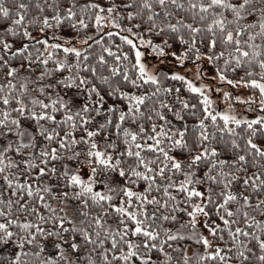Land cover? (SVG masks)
Segmentation results:
<instances>
[{"label": "snow or ice", "instance_id": "1", "mask_svg": "<svg viewBox=\"0 0 264 264\" xmlns=\"http://www.w3.org/2000/svg\"><path fill=\"white\" fill-rule=\"evenodd\" d=\"M0 264H264V0H0Z\"/></svg>", "mask_w": 264, "mask_h": 264}, {"label": "rangeland", "instance_id": "2", "mask_svg": "<svg viewBox=\"0 0 264 264\" xmlns=\"http://www.w3.org/2000/svg\"><path fill=\"white\" fill-rule=\"evenodd\" d=\"M105 30H108V29H105ZM142 50H143V48H142ZM149 58L151 59V57H149ZM152 62L155 63L154 60ZM172 62H173L172 59L169 58L168 63L165 64V68L170 67L171 64H172ZM177 67H178V70L184 71L183 68H179V66H177ZM211 67L212 66H209V65H207L205 63V68H207L209 70V73L211 72ZM189 75L191 76V73H189ZM204 82L205 83H209L210 81L207 78H205ZM216 87L221 88L222 91H224V90L230 91L233 94H244V93H247L248 92V89H246L244 87H237L235 85H228L227 83L216 84ZM212 95H213V99L215 100V99H218V97H219L220 94H218L215 91H213ZM218 104H219L220 109H223L225 107V103H224L223 100H218ZM237 110L238 111H243V107L241 105L237 104Z\"/></svg>", "mask_w": 264, "mask_h": 264}, {"label": "trees", "instance_id": "3", "mask_svg": "<svg viewBox=\"0 0 264 264\" xmlns=\"http://www.w3.org/2000/svg\"><path fill=\"white\" fill-rule=\"evenodd\" d=\"M81 2H83V0H81ZM106 39H107V38H106ZM114 39H115V42H116V43H120L118 37H115ZM124 50H125V51L128 50L127 45H125ZM181 95H187V92H186L185 90H182ZM193 102H195V101H193Z\"/></svg>", "mask_w": 264, "mask_h": 264}]
</instances>
